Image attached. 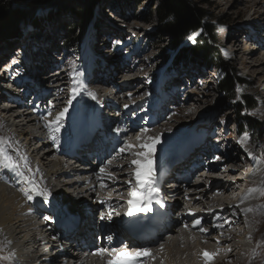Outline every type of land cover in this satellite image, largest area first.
Masks as SVG:
<instances>
[{
	"label": "bare ground",
	"instance_id": "bare-ground-1",
	"mask_svg": "<svg viewBox=\"0 0 264 264\" xmlns=\"http://www.w3.org/2000/svg\"><path fill=\"white\" fill-rule=\"evenodd\" d=\"M238 1H241L242 3L245 0ZM253 3L254 12L255 14H257V17L259 16V18H257L256 20L258 22L262 20L261 18L262 16H264V11L260 15V12L258 10V8L261 6L262 8H264V0L253 1ZM228 38L229 37L223 36V43H226L228 41ZM256 38H259V36H257ZM229 39L231 41L230 43L232 44V46L230 45L231 47L229 49L232 50V54L233 56H235V59L237 56H239L240 59L243 58L241 64L244 67L249 68V73H255V70H250V67H253L254 65L261 66L264 63V58H257L256 60L253 57H249L250 54L247 55L243 51H240V49H238V45L236 43H238L239 40L237 38H232L231 36ZM251 47L252 49H256L253 46ZM19 55L20 53L18 54V56ZM35 59H38L37 63L39 64V73L41 74V78H43L44 80H40V75H37L38 73H32L33 75L29 74L28 76H25L26 78H29V81H27L29 83L28 86L25 87V84H21V79L23 78L22 77L14 83L13 88L11 89L12 91L9 93L8 97L5 100L1 93L0 104H4V102H7L11 105H14L16 103L19 104L13 106L11 109L9 108V110L0 108V120L2 121L1 123H3V125L8 129V131L9 128L11 129V137H9V143L5 144L4 146L8 154L11 155L14 159L20 161L21 170L25 172L27 170L24 167V161L21 159V157H26L27 168L32 169L33 173H36L35 171L39 172L36 181L40 184L41 188L48 190L51 193V196L48 204H43L42 199L39 200V198L34 202L27 201L20 191L21 189L27 188V185L23 182V180L14 173L10 174L5 170H0V177H3V179H0V247L3 246L2 253L4 255L7 254L10 257H2V261H5V263L7 261L9 262V264H34L37 261L34 260L35 256L42 251L44 246L49 245L48 237L56 236V234H54V232L51 231L49 227L43 225L38 226V224L40 225L39 219L41 210L51 208V210H53L54 212L53 216L55 215L57 217L56 219L52 217V219L55 222H58L59 220V224H61V221H64L65 219L66 210L64 205L61 203L62 201L58 203L56 202L55 198L61 196V192L63 190L54 191L53 189L58 185H61L60 183L65 176H85L83 184H85L86 186L90 185L89 188L85 191V194H87L88 192L91 198L94 197L97 189L98 194H104L110 187L112 188V186L114 187L117 184L120 185L119 187H117V189H115V191L117 192V196L101 197L100 201L102 203H100V201H97V203L93 205L96 209H103L101 210L102 212H104V214L102 215H104V219L107 220V224L96 223L97 217L94 218L92 216V218L89 219L85 216H82V218H86L87 221H85L82 225L78 224V226L75 228L74 236H71L73 241L81 238L82 230L84 226H86V224H89V227H91L89 233L91 234V237H87L88 240L84 242L85 244L95 242L94 240L96 239V237L98 238L99 236H101L100 244H97L93 248L89 249V253L91 254L89 257L90 262L87 259L83 261V259L77 256V254L72 255L70 252H68L69 258L66 264H107L108 260L104 259V255H94L93 253H96L97 250L101 247L104 248L105 242L103 238L114 236L113 239L108 240V243L110 244L109 249H111L112 247H121L125 243L123 238H120V233H118L117 228L118 223L124 220L123 216H126L129 208L127 201L130 199V197L129 185L127 184L129 180H133L129 178L131 177V174L134 175L135 170H130L124 175L120 174L117 177L115 176V181H117V183L113 182L104 186L102 182L105 181L109 177V175L113 176L110 173L109 175L107 174V172L100 173V171L99 173H97L94 168L85 170L83 167V163L78 164V168L65 162L67 164L66 165L62 158H58L56 162L50 159L53 153L60 156V147L64 142L66 144L68 143L70 137L69 125L75 122L78 123L79 120H84L85 116H88L89 118L90 114L93 115L92 110H94V113H96L99 109L98 96L101 92L106 94L107 90L98 89V87L91 84L93 83L91 81L86 86L83 94H80L78 92L72 95L70 94V90L68 91L67 85H58L57 82L62 83L63 81H65V79L67 78L65 77V74L72 73L74 71L73 68H68L65 72H61V74L59 70L46 72L47 66L52 64L53 62L52 60L48 59L46 49L42 50L41 54L36 55ZM56 63H58V61H56ZM2 66H4V64L1 65V67ZM118 66L120 69L121 66L117 62V65H113L112 67L113 71L116 72L117 77L109 79L107 81V84L116 83V79L118 78V75L120 73L118 71ZM128 70L130 71V69ZM57 72H59V75L56 74ZM136 79H134L133 82H135ZM16 83L21 86L17 85ZM261 84L264 85V80L263 82H260V85ZM34 86L37 87V89H33ZM88 92L93 93L96 98L93 99L91 96L87 95ZM262 93L264 94V90ZM25 94L29 95L28 98L30 99L33 97L35 98L32 102L29 103L32 104V108H36L34 111L31 108L29 109L31 105H29L28 107L29 100L27 101V99L24 97ZM173 94H171L170 99H168L162 106H160V108H158V116L156 117L155 122L151 123V125L146 124V127H144L141 124L142 122H140L138 118L136 119V117H133V123L135 125L129 124L126 129L125 127H122L123 129H121V125H119L116 129V135L117 133L119 134L118 138H121L124 143L134 145V147L130 148L131 152L132 150H134L135 152L136 148L138 149L141 143L144 144L151 142V137H148L149 132H152L149 134H152L154 138L159 136L160 141L153 150V164L154 162L156 163L159 160V158L164 154L167 147L173 142L172 139H168V136H166L163 131L159 132L158 130H151L156 124H158V122L163 121L165 117L169 116V111L166 110V106L169 101L176 102L175 96L176 94H178V90L175 89V93ZM103 100H105V98H103ZM69 101H73L71 107V112H73V114L69 117L66 116L67 118H63V120L61 121L60 131L54 134L56 136V140H53L51 138L53 133H51L49 129L45 127V124L50 123L52 120H54L53 116H56L59 112L65 109L63 108V106H70L68 104ZM143 102L142 104L140 103L139 106H142ZM106 103L108 107L113 105L111 101H107ZM117 104H115V106ZM125 106L126 105L123 104V108H125ZM73 107L78 110L76 114H74ZM135 108H137L136 104L128 109L126 107L125 112H132V110H134ZM179 110L183 111L186 117H190V112L184 111L183 108H178L176 112H179ZM162 113H166L164 114L165 117H163L164 115L161 116ZM36 114L40 116V119L33 117ZM65 114H67V112ZM147 114L148 112L142 114V111L140 113L141 117H146L149 115ZM118 115L119 116H117L116 120H114L115 123L125 119V115L130 114H126L123 112ZM41 116L46 117L47 119L43 120ZM32 125L37 126L33 131L29 129ZM27 128L30 131L26 130ZM143 128H146L147 131H145V129L143 130ZM29 132L31 133V136H27L25 139V143L21 145L20 143L24 139L23 137L26 136V134ZM50 133L51 135L49 136ZM109 133H111V129L109 130ZM140 139L143 140L141 143L138 142ZM32 144H34V148L32 147L33 150L30 149ZM203 146L204 148L207 147L206 145ZM198 148H196L195 150H198ZM195 150L194 152L196 153ZM27 151L28 153L29 151L31 153L26 154ZM146 151L147 149L143 148V151H139V153ZM154 151H156L159 156H157V153H155ZM28 155L29 157H27ZM213 155L214 154L212 153L210 158H212ZM127 156L128 153H121L120 155H116L115 160H125V166L123 167L135 168L134 166H130L131 160H128ZM222 156H225L226 159L223 162L224 166L221 165L222 167H218L217 165L214 166L206 164L207 166L205 165L204 169L208 174H205V172L203 173L198 168L199 170L195 169V171H191L190 175H193V178L189 177V181L184 180V183L181 185V191L183 192V195L185 197V199L183 200L186 201L187 207L185 209L183 208V211H180L178 215L179 219L174 230L162 235L157 242L143 244L133 242L130 247H126V250L135 251L139 248H147L150 251V256L140 258L141 264H205V260L202 256V253L205 251L209 253H219L218 255L214 256L213 259L208 262V264H242V262H245L246 259L251 255V251L254 249V245L251 246V244L256 243L257 236L254 233V226L249 224V220H253L254 218L256 219L258 217L257 213L259 209L257 208V206L259 203H257L258 201H252L250 199L255 194V192L251 189L254 188V181L247 182L243 178L242 172L247 171V177L245 178H254L258 177L257 172L259 168L257 166V163L254 161L251 163V165H246L244 163L245 161L240 162L236 157L229 158L230 155H227L226 152H223ZM132 158L133 155L131 156V159ZM165 158H167V154H165L160 160H165ZM35 159L38 160L37 164L33 162V160ZM139 160L143 161L144 157L140 156ZM197 162H201V157L197 160ZM80 165L82 166L81 168H79ZM199 166H201L200 163ZM49 167L50 170H46V168ZM118 167L120 166L111 164V166H109L108 168L111 171L112 169H116ZM223 167L227 168V170H218ZM61 168H63L64 170ZM121 168H118V170H120ZM175 168L174 170H176ZM153 169L155 171V167H153ZM183 173L184 176H186L190 173V170L184 169ZM89 174H95L90 182L89 180H87L90 178ZM199 176L204 177L205 180L203 181L202 179H200V182L203 181L205 183H202L201 186H198L197 184L194 185V183H196L195 180H198L197 178H199ZM53 177L55 178L54 182H50L49 179H53ZM123 178H128V180L124 181ZM110 179L112 180L113 178ZM93 180L95 181L93 182ZM80 181L81 180L76 179L73 180V182H63L62 187L64 186L69 188L70 186L72 188L74 187L78 189L80 186ZM90 183H93V185H91ZM91 186H93L94 189H92ZM249 190L252 191L250 192ZM182 192H178V195L181 196ZM83 196L84 194L81 191H77L74 195V197L77 198H83ZM244 197L246 198L242 199ZM107 204L109 206H107ZM111 204H119L118 210L110 209ZM126 204L128 206L125 207ZM180 204L181 203H178L176 206L179 207L178 210L180 209ZM154 205L155 197L154 202L149 205V208L147 210H152ZM29 206H31V208H29ZM133 206L139 207L138 205ZM191 208H194L195 210L191 211ZM138 210L141 209L139 208ZM250 210L251 212H249ZM109 214H111L110 220L108 219ZM196 219H199L201 223L200 225L193 226V221ZM214 225H221V227H214ZM201 227L206 229V232L199 231ZM245 238L247 239V242L245 241ZM75 249L76 246L73 245L71 250L74 252ZM200 258L203 260V263L199 260ZM52 263L54 264L53 261ZM256 263H258V261Z\"/></svg>",
	"mask_w": 264,
	"mask_h": 264
},
{
	"label": "rangeland",
	"instance_id": "rangeland-1",
	"mask_svg": "<svg viewBox=\"0 0 264 264\" xmlns=\"http://www.w3.org/2000/svg\"><path fill=\"white\" fill-rule=\"evenodd\" d=\"M6 1H8L12 6H22V5L24 6L25 4L32 3L36 0H6ZM189 1L192 2L194 5H196L198 8H200L206 14L208 20H211V25L213 26L214 29V35L218 43L217 47L220 56L224 61H227L228 64H230L236 76L244 81V85L237 88V90L239 89V92L237 91L238 97H241L242 95H247L254 98L257 107L254 110L250 111L249 114L247 115L253 118L258 123H260V125H262L263 133H261V135L258 136L257 138H251V135L249 138L248 135L247 140L243 144L238 143V140H240L245 133L248 134L249 130L248 132H245L242 136L238 135L237 138H235L234 130H237L236 128L237 116L234 109V105L236 104V102L234 100L233 101L224 100L222 95L215 90V85L217 81L221 80L223 75L216 68L213 62L208 61L205 63V70H206L205 73L202 74V77L200 76L201 78L200 81H202L203 83L202 87H198V89L190 90L189 93L177 89L178 94H176L175 96L176 102L169 101L166 106V110L169 111V116L165 117L164 114L166 113H162L161 116L164 115L163 117H165V119L161 122H158V124H156L157 126L155 125L151 129V130L153 129L158 130L159 132L163 131L164 134L168 136V139L173 140L172 144L167 147L164 154L159 159H161L166 154V152L168 151L172 152L175 148H177L183 140L187 139V136L195 135L198 132H201L204 135V141H207V143H209L208 146L210 145L212 147H215L217 152L222 157V159H224V161L226 159L225 156H222V153L226 152L227 155H230L229 158L236 157L240 162L245 161L244 163L246 165H251L253 161L256 162L259 168L257 172L258 177L251 178L256 183L254 184V188H251L255 192V194L250 199L252 201H258L257 203L259 204L257 208L259 209V211L257 213L258 217L256 219L254 218L253 220H249V224L254 226V233L257 236V240L255 244L250 243L251 246L254 245V249L251 251V255L247 259L245 257L246 263L242 262V264H264V221H263L264 220V94L262 93L264 90V85L263 84L260 85V82H263L264 80V63L261 66L254 65L253 67H250V70H255V73L253 74L249 73L248 72L249 68L244 67L241 64L243 58L240 59L239 56H237L235 59V56H233L232 54V50L229 49L232 46L229 38L232 36V38L234 37L239 40V42L236 44L238 45V49H240V51H243L247 55L250 54L249 57H253L256 60L257 58L263 59L264 47L260 49L259 45L261 43H264V16H262V18L260 17L262 20L258 22L256 21L257 18H259V16L257 17V14H255L254 12L253 1H257V0H245L242 3L241 1L239 2L238 0H189ZM88 6L90 7L89 3L85 2L84 0H69L68 7L70 8L67 9L64 8L63 10L58 9L56 10V12L50 13L48 15L43 13L44 16L43 18L45 20L41 22L38 28H34L33 31L30 28L29 29L27 28L23 32L20 40L14 41L13 43H9L10 45H7V43L0 42V65L4 64L5 66H8L9 62H12L16 58L22 57V53H23L21 51L22 48L24 49V52L26 51V49H29L30 52H32V54L38 52L33 55L34 59L36 55L41 54L42 50L46 49L49 60L54 61L59 58L58 60H56L58 61V63L61 64L59 65V67L62 66V69H68L71 68L72 64H74V66L77 67L84 61L87 62L83 58V48L87 44H90V46L93 47L96 46L94 47V49L95 48L97 49V53H94V55L100 58V61L98 62L100 63L99 64L100 71L97 73L99 77H96L95 79H92L89 82L92 81L93 83L91 84L98 87V89L101 90L106 89L107 90L106 95L108 94V96L105 97L110 96V98L114 99V101L116 102L115 104L118 103L116 106L112 105L110 107L105 105L107 108H110V110L113 111L114 109L118 110L121 107L122 108L121 110H123L124 112L126 106L128 109L135 104L137 105V108L132 110V112H135L138 109L143 110L144 109L143 107L145 106L146 103V99H148L149 102H153L152 100H155L156 96L160 95V93H156V91L157 90L160 91L161 89H163V87L159 86V84L160 83L163 84V81L171 80L170 78H173L175 73L180 75L179 77H182L181 78L182 80L186 81L189 77L191 78L196 71L201 70V66L204 63H200L198 62V60L188 59L183 61L179 65L173 64L172 59L174 58L175 55L178 54V49L180 48L174 47L170 37L166 36L165 34L159 31L160 26L155 20V9L157 6V0H97L96 3L91 5L92 9H91L90 28L87 27L84 31L83 38L81 41L82 45L81 46L79 45V48L76 49H71V50L65 49V44L67 42L68 36L70 35V31L72 27H74L76 24L75 21L76 18L74 14L76 11L75 9H83V8L85 9ZM258 10L261 15V13H263L264 11V8H262L261 6L258 8ZM41 13L42 12L39 11L36 14V17L38 16L41 17L42 16ZM198 35L199 33L195 34L194 42L190 41L187 38V40L181 44V47L189 48L194 46L195 39ZM256 35L259 36V38H256L257 37ZM223 36L229 37L226 43H223L224 40ZM108 39H111L110 43H108ZM130 42L131 44H129ZM250 45L255 47L256 49H252ZM99 50L101 51L99 52ZM19 53L20 55L18 56ZM130 59L132 61H129ZM37 60L38 59H35L36 62ZM117 62L120 64L121 68L119 69L118 66L119 69L118 71L120 73L118 75V78L116 79V83L107 84V81L109 79H112L113 77H117L116 72L113 71L112 68L113 65H117ZM170 64L172 65L171 69L172 70L174 69L173 73L170 70H168ZM30 65H32V60L30 61ZM30 65L29 67L31 68ZM38 68L37 69L34 68L35 71L33 73L34 74L38 73L37 75L38 76L40 75L39 76L40 80H44L43 78H41V74L39 73ZM51 68H52L51 64L48 65L47 72H51L50 71ZM128 69H130V71ZM30 74L33 75L32 73ZM134 79H136L135 82H133ZM25 80L29 81V78L23 77L21 79L22 85L24 84ZM82 82L85 84L86 78L82 80ZM165 86L164 88H166ZM75 87H76L75 83L67 87L68 91L71 89L70 94L72 95L74 94V91L72 90ZM3 91L4 90H2V85L0 83V94ZM84 91L85 89H82L81 91H79V93L83 94ZM101 93L100 96L105 94L103 92ZM169 93L171 94L175 93V89L169 90ZM24 97L27 99V101L28 100L30 101V98H28L29 95L25 94ZM142 102L143 105L139 106V104L140 103L142 104ZM29 103L30 102H28V107L29 105H31L29 109L31 108L34 111L36 108L35 109L34 107L32 108V104ZM72 103L73 101H71L68 104L71 105L72 107ZM123 104L126 105L125 108H123ZM119 105L121 106L119 107ZM3 107L4 105L0 104V108ZM156 107H158V105H156ZM63 108L68 109L67 114H65L64 117L66 116L69 117L73 114V112L70 111L69 106L68 107L63 106ZM178 108H183L184 111L190 112V117H186L183 111L179 110V112H176ZM73 110H74V114L78 112V110H76L74 107ZM93 112L94 110H92V113ZM113 114L116 115L114 119L116 120L117 116H119L118 115L119 113L117 111H113ZM131 115L132 114L125 115L126 117V118L124 117L125 119L117 122L119 123V125H121L120 127L121 129H123L122 128L123 123H125L126 119H128ZM37 116L38 114L34 115L33 117L37 118ZM43 116H41V118L44 120ZM55 117L56 116H53L54 119ZM108 117H109V113H108ZM71 126L72 124L69 125L70 131H71ZM36 127L37 126L32 125L30 126L29 129L33 131L35 130ZM216 128H218V130L221 131L220 133L227 132L226 134H228L227 137L229 139L228 142L223 143L222 141H220V137L218 135L216 136L215 133ZM29 129L27 128L26 130L30 131ZM144 129L146 128H143V130ZM245 131H247L246 128ZM149 133H148V137H151V139L154 138V136ZM0 135H1L0 136L1 140L9 143L8 137H11L10 136L11 131L10 130L8 131V129L1 122H0ZM50 135L51 133L49 134V136ZM118 135L119 134L117 133L116 137ZM27 136H31V133L30 132L27 133L26 136L23 137L24 139L20 138L23 139L20 143L21 145L25 143V139ZM142 141L143 140L140 139L138 142L141 143ZM65 146L66 143L64 142L60 147L61 152L65 150ZM32 147L34 148V144H32L30 148L31 150H33ZM201 147L204 148L203 145ZM140 148L139 147L138 149L136 148L135 152L134 150H132L131 152V149H126L124 153L131 152L130 154L128 153L127 159L131 161L133 159H139L140 156L137 157L135 153H139V151L140 152L143 151V148L141 149ZM248 150L251 151L253 155L252 157L249 158V160H251L250 162L246 161L247 155L244 157L246 151ZM156 151L154 152L157 153ZM213 154H215V152H213ZM132 155L133 158L131 159ZM156 155L159 156L158 153ZM52 156H57L59 159L62 158L61 155L59 156L58 154L53 153L50 157L51 160H53ZM212 158L206 160L208 162L211 161L207 163V165H214V166L217 165L218 167H222L221 165H223V163H218L217 161H213ZM143 161L141 162L143 163ZM125 162H126L125 160L116 159L114 163L111 162V164L119 165L120 167L118 168H121V166H125ZM37 163L38 162H36V164ZM78 164H82V162ZM111 164H109L107 167L111 166ZM200 165H202L201 162ZM81 167L82 166L80 165L79 168ZM91 168H94V170L97 173L100 172L99 169L95 166H92ZM118 168L112 169L111 171L109 169H106V171L104 170L103 172L100 173L107 172L117 177L120 174L124 175L128 171L135 169L133 167L130 168L123 167L120 170H118ZM198 168H200V166ZM220 169H224V167ZM46 170H50V167L46 168ZM107 170H109L110 172ZM225 170H227V168H225ZM192 171H195V169H193ZM201 171L203 173L205 172V174H208L207 171H205V169ZM35 172L36 173H34V178L35 180H37V176L39 172L38 171ZM244 172L247 173V171ZM244 172H242V174H244L243 178L248 182L249 179L245 178L247 177V175ZM81 178H83V182H84L85 176L82 177L65 176L62 179V182L60 183L61 185L60 186L58 185L53 189L54 191L63 190L61 192L62 195L55 198L56 202L59 203L60 201H62V199H66L70 201L75 200L77 203H79V205L78 207H75L73 212H76V214H79L80 217L82 218V216H85L84 213L82 212L83 211L82 209L87 207L89 212L92 213V216L94 218L97 217L96 223L107 224V220L100 219L101 215L104 214V212L101 211L103 209L100 210L96 209L94 208L93 205H95L97 201H100L101 197L117 196V192L115 191V189H117V187H119L120 184H117L114 187L112 186V188L110 187L104 194H98V189H97L94 197L92 198L89 196L88 192L87 194H85V191L89 188L90 185L86 186L85 184H83V182L82 184H80L78 189L74 187L72 188L69 185H68L69 188L64 186L62 187L63 182L66 183L73 182V180L76 179L82 181ZM54 179L55 178L53 177V179H49V181L54 182ZM197 179L198 180H195L196 183H194V185L197 184L198 186H201L202 183H205L203 182L205 180L203 176H199V178ZM200 179H202L203 181L200 182ZM123 180L127 181L128 178H123ZM187 180L189 181V178ZM102 184L105 186L103 182ZM77 191H81L84 194L83 198L74 197ZM76 202L72 204H77ZM61 203L63 204V202ZM100 203L102 202L100 201ZM180 203L181 206L179 211H183V208L185 209L187 207V203L183 199L180 200ZM29 208H31V206H29ZM178 208L179 207H177V210ZM190 210L194 211L195 209L191 208ZM249 212H251V210ZM92 216H90V218H92ZM52 217H54V219L57 218L55 215ZM62 222L63 221H61V223ZM57 223H60V221L58 220ZM43 226L48 227V224L44 223ZM94 241L97 242L98 238L96 237ZM245 241L247 242L246 238ZM2 249L3 246L0 247V264H9V262L7 261L6 263L5 261H2L3 260L2 257L10 258L9 255L7 254L4 255L2 253ZM42 250L44 251V249ZM257 261L258 263H256Z\"/></svg>",
	"mask_w": 264,
	"mask_h": 264
},
{
	"label": "trees",
	"instance_id": "trees-1",
	"mask_svg": "<svg viewBox=\"0 0 264 264\" xmlns=\"http://www.w3.org/2000/svg\"><path fill=\"white\" fill-rule=\"evenodd\" d=\"M90 7L75 9L76 24L72 27L65 44V49L79 48L85 29L91 20V9L97 0H84ZM69 0H36L24 6H12L6 0H0V42L13 43L20 40L28 26L38 28L46 15L58 9L70 8ZM41 11L42 16L36 17ZM155 20L159 24V31L170 37L172 44L178 49V54L172 59L173 64L179 65L185 60H198L200 63L213 62L223 73V78L215 85V90L224 100H234L237 116V126L240 131L245 126L250 130L251 138H257L263 133L262 125L244 112L254 110L257 105L254 98L242 95L238 97L237 88L244 85V81L236 76L233 68L219 55L218 43L214 35L211 20L206 14L189 0H157ZM199 35L195 44L189 48H182L181 44L192 34ZM249 114V113H248Z\"/></svg>",
	"mask_w": 264,
	"mask_h": 264
},
{
	"label": "snow or ice",
	"instance_id": "snow-or-ice-1",
	"mask_svg": "<svg viewBox=\"0 0 264 264\" xmlns=\"http://www.w3.org/2000/svg\"><path fill=\"white\" fill-rule=\"evenodd\" d=\"M195 34L188 37L190 41L194 42ZM16 61H13L15 63ZM74 69V64L71 65ZM71 76V73H70ZM73 82L76 84V87L73 89L74 93H78L82 89H86V85L82 81H77L75 76H72ZM239 92V89L237 90ZM87 95L91 96L95 99V95L93 93L88 92ZM71 101H69L70 103ZM127 107V106H126ZM68 111L65 108L63 111L59 112L55 119L52 120L50 123H46L45 127L49 129L52 135V139L56 140L55 133H58L61 128V121L63 120L65 113ZM47 119L46 117H43ZM119 131V130H117ZM147 131V129H145ZM248 138V134L245 133L244 136L238 140V143L243 144ZM160 137L157 136L151 139L150 143L140 144L139 147L147 149L146 152L136 153L137 156H143L144 161L143 163L139 159H133L131 161L130 166L135 165V183L133 184L131 180L128 181L129 184V197L130 199L127 201L129 208L126 213L127 216L131 217L133 215L132 206L138 205L139 208L143 210H147L149 205L154 202V197L158 195V188H157V179L153 169V150L155 149L156 145L159 143ZM6 141L0 140V145L6 144ZM134 147L131 144H125V146L119 148L120 153H124L126 149H130ZM24 161V167L26 168V172L21 170L20 161L14 159L11 155L8 154L6 149L0 146V170H5L7 172L14 173L18 175L23 182L27 185L26 189H21L22 195L26 198L29 202H34L35 200L42 199L43 204H48L50 200L51 193L41 188L40 184L35 180L34 173L32 169L27 168V158L21 157ZM215 159L219 160L220 157L217 156ZM111 163V161H109ZM123 167V166H121ZM101 172L104 171L103 168L100 169ZM3 179V177H0ZM250 192L252 190H249ZM246 197L242 198L245 199ZM163 207V204L160 205ZM105 217L101 215L100 219L103 220ZM43 219L45 221L49 220L50 217L44 216ZM108 219H111V214L108 215ZM201 221L196 219L193 221V226L200 225ZM214 227H221V225H214ZM201 232H206V229L201 227L199 229ZM111 240V237L108 238ZM106 252H111L112 257L107 261V264H141L140 258L141 257H148L151 255L150 251L147 248H139L135 251L126 250L125 247H112L111 249L100 248L97 250L94 255H103ZM219 253H209L207 251L202 253V256L205 260V264H208L209 261L213 259L214 256L218 255Z\"/></svg>",
	"mask_w": 264,
	"mask_h": 264
}]
</instances>
